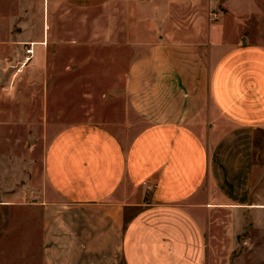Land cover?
<instances>
[{"label":"crops","instance_id":"1","mask_svg":"<svg viewBox=\"0 0 264 264\" xmlns=\"http://www.w3.org/2000/svg\"><path fill=\"white\" fill-rule=\"evenodd\" d=\"M58 1L101 15L90 20L99 34L69 37H99L102 45L74 52L116 55L101 67L103 84L130 87L134 102L135 87L148 86V117L156 120L129 139L110 123L65 126L44 151L37 202L28 203L27 165L2 205L41 211L40 264H205L217 215L257 205L264 43L253 37L264 8L248 7L250 0ZM19 225L20 252L5 264L34 261L27 218Z\"/></svg>","mask_w":264,"mask_h":264},{"label":"rangeland","instance_id":"2","mask_svg":"<svg viewBox=\"0 0 264 264\" xmlns=\"http://www.w3.org/2000/svg\"><path fill=\"white\" fill-rule=\"evenodd\" d=\"M249 4L264 8L263 1ZM100 16L58 0H0V264L20 252L22 217L29 223L30 264H40L41 211L6 208L2 192L17 189L28 165V203L37 202L32 191L40 186L43 154L59 130L74 123L103 122L129 139L156 120L148 117V86L135 87L134 102L130 87L103 84L106 70L101 67L116 55L74 52L75 46L102 45L99 37H69L75 30L84 34L92 28L99 34L100 23L90 20L99 21ZM253 20L258 22L255 14ZM262 20L255 42L264 43ZM28 48L34 53L26 60ZM133 55L126 53L125 62ZM196 56L189 51L191 60H198ZM252 191L257 205L244 213H220L207 230L205 264H264V128L256 133Z\"/></svg>","mask_w":264,"mask_h":264},{"label":"built area","instance_id":"3","mask_svg":"<svg viewBox=\"0 0 264 264\" xmlns=\"http://www.w3.org/2000/svg\"><path fill=\"white\" fill-rule=\"evenodd\" d=\"M34 53V49L33 48H28L26 50V53H25V58L26 60H29L32 56V54Z\"/></svg>","mask_w":264,"mask_h":264}]
</instances>
